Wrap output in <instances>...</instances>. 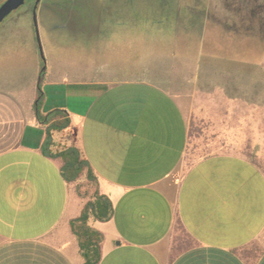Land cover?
Wrapping results in <instances>:
<instances>
[{
    "label": "crops",
    "instance_id": "crops-1",
    "mask_svg": "<svg viewBox=\"0 0 264 264\" xmlns=\"http://www.w3.org/2000/svg\"><path fill=\"white\" fill-rule=\"evenodd\" d=\"M19 47L17 36L0 41V264H85L70 221L92 188L79 194L86 171L69 182L44 153L39 86L41 111L70 117L51 152L76 147L112 203L107 220L88 222L104 235L98 264H264V252L244 255L264 234V175L231 153L187 160V120L169 88L181 82L159 55L127 71L50 59L40 78L39 58L12 60Z\"/></svg>",
    "mask_w": 264,
    "mask_h": 264
},
{
    "label": "rangeland",
    "instance_id": "rangeland-1",
    "mask_svg": "<svg viewBox=\"0 0 264 264\" xmlns=\"http://www.w3.org/2000/svg\"><path fill=\"white\" fill-rule=\"evenodd\" d=\"M4 1L0 0V5ZM33 1L26 0L0 23V41L4 37L13 39L17 36L30 44L33 36L30 6ZM161 1L149 0L150 17L171 10L166 8L168 0ZM169 1L171 6L173 0ZM179 1L173 3L177 8ZM188 2L201 10L199 17L204 20L202 40L205 52L183 63V69L177 74L172 73L176 72L174 66L178 65H172L174 57L159 54L166 69L164 76L181 82L180 87L170 85L169 88L180 96L187 120V160L193 162L218 152L231 153L249 159L264 175V0ZM163 7L167 10L164 11ZM132 11L124 15L128 17ZM52 13L44 11L41 17L36 12L44 54L43 60L40 58L42 68L49 63L51 51L58 61L67 64L120 66L126 67V71L146 53L141 45L127 44L109 54H90L84 38H74L69 32L55 28L59 19ZM134 22V26L139 23ZM263 252L264 234L245 250L244 255L252 260Z\"/></svg>",
    "mask_w": 264,
    "mask_h": 264
},
{
    "label": "flooded vegetation",
    "instance_id": "flooded-vegetation-1",
    "mask_svg": "<svg viewBox=\"0 0 264 264\" xmlns=\"http://www.w3.org/2000/svg\"><path fill=\"white\" fill-rule=\"evenodd\" d=\"M167 2L169 5L166 8L171 10L166 12L167 9L163 7L165 12H158L155 17H150L148 13L149 0H34L30 11L34 15L36 10L41 17L44 11H52L59 19L55 28L60 32H69L74 38H84L90 54H109L118 48L123 49L127 44H133V47L141 45L146 49L144 57H139L137 63L151 54H171L174 57L172 65L178 64L176 72H173L177 74L183 69V63L205 52L202 40L204 20L199 17L200 8L191 5L188 0L179 1L178 8L173 4L176 0H173L171 6L170 1ZM130 11L132 15L126 17L124 14ZM134 21L139 22V26H134ZM32 26L33 42L26 44L27 41L20 40L22 47L19 48L24 51L15 53L12 60L28 64H33L37 58L43 60L44 54L42 47L40 50L41 43L37 38L34 20ZM7 56V53L0 56V61L7 60ZM50 59L58 61L53 51ZM46 68H42L41 63L40 78ZM118 68L125 71L124 67L115 66V70Z\"/></svg>",
    "mask_w": 264,
    "mask_h": 264
},
{
    "label": "trees",
    "instance_id": "trees-1",
    "mask_svg": "<svg viewBox=\"0 0 264 264\" xmlns=\"http://www.w3.org/2000/svg\"><path fill=\"white\" fill-rule=\"evenodd\" d=\"M43 99L44 93L39 86L34 108L37 120L47 125L46 140L43 146L44 153L62 160L61 171L64 178L69 182L77 181L86 171L87 181L79 184L77 187L79 194L87 196L90 192L89 187L92 188L90 199L85 203L81 214L71 219L70 225L78 239L85 264H98L101 259V246L104 235L102 232L91 227L88 222L91 216L101 221L107 220L111 214L112 203L108 196L100 193L98 187L95 188L96 179L92 174L91 168L88 162L80 157L76 147H68L56 153L51 152L52 134L66 128L70 124V117L61 109H54L44 114L41 111ZM83 186L86 189H83Z\"/></svg>",
    "mask_w": 264,
    "mask_h": 264
},
{
    "label": "water",
    "instance_id": "water-1",
    "mask_svg": "<svg viewBox=\"0 0 264 264\" xmlns=\"http://www.w3.org/2000/svg\"><path fill=\"white\" fill-rule=\"evenodd\" d=\"M38 1V0H37ZM25 3V0H5L1 5H0V23L14 10L18 9L20 6H22ZM33 20H34V25L36 28V33H37V38L38 41L39 39V33H38V28H37V14L36 10H34V15H33ZM41 50V46H40Z\"/></svg>",
    "mask_w": 264,
    "mask_h": 264
}]
</instances>
